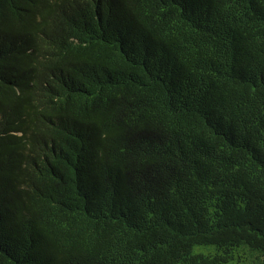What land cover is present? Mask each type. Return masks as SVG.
<instances>
[{"label":"trees","instance_id":"1","mask_svg":"<svg viewBox=\"0 0 264 264\" xmlns=\"http://www.w3.org/2000/svg\"><path fill=\"white\" fill-rule=\"evenodd\" d=\"M264 264V0H0V264Z\"/></svg>","mask_w":264,"mask_h":264},{"label":"rangeland","instance_id":"2","mask_svg":"<svg viewBox=\"0 0 264 264\" xmlns=\"http://www.w3.org/2000/svg\"><path fill=\"white\" fill-rule=\"evenodd\" d=\"M232 264H240V263H232Z\"/></svg>","mask_w":264,"mask_h":264}]
</instances>
